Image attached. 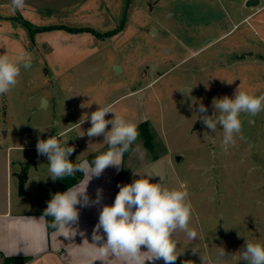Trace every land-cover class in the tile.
Instances as JSON below:
<instances>
[{
  "label": "rangeland",
  "instance_id": "rangeland-1",
  "mask_svg": "<svg viewBox=\"0 0 264 264\" xmlns=\"http://www.w3.org/2000/svg\"><path fill=\"white\" fill-rule=\"evenodd\" d=\"M246 2L25 0L13 11L0 0V55L32 57L15 88L0 95V202L35 201L39 180L50 194L38 139L67 138L74 163L106 151L103 136H87L90 121L77 124L110 104L148 126L123 155L122 185L139 178L134 172L154 176L150 166L164 159L165 187L187 186L197 237L174 235L175 264H208L219 253L206 247L224 249V264H244L245 239L264 244V111L241 114L245 139L226 154L223 130L212 133L197 110L203 103L211 115L213 98L237 89L264 94V0Z\"/></svg>",
  "mask_w": 264,
  "mask_h": 264
},
{
  "label": "clouds",
  "instance_id": "clouds-1",
  "mask_svg": "<svg viewBox=\"0 0 264 264\" xmlns=\"http://www.w3.org/2000/svg\"><path fill=\"white\" fill-rule=\"evenodd\" d=\"M24 6L25 0H10L13 11ZM31 66L30 53H21L15 58H10L7 54L0 55V95H6L15 88L21 68L28 70ZM212 107L214 111L208 115V109L200 103L197 110L198 119L212 133L218 126L223 130L221 147L227 154L229 147L236 146L237 138L245 139L241 114L255 117L264 111V94L256 96L237 89L234 97L213 98ZM108 114H112L111 119H106ZM86 121L91 123L86 132L87 136L89 138L103 136V143L107 146L106 151L96 155L91 161L84 159L72 162L69 157L74 153L75 147L68 146L67 138L53 135L46 140L38 139L37 153L47 157L48 177L53 181L73 176L76 172L85 173L91 179L93 176L99 177L110 166L121 167L124 153L132 149L139 136L138 126L115 113L110 104L105 106L99 104L98 109L91 112L90 116H82L77 125L80 127ZM133 174L139 178L132 183L119 186L114 203L103 206L92 239L101 244L99 252L103 255L110 252L113 255L124 256L135 264H145L146 260L159 259L165 264H175L181 253L177 252L174 235L183 232L190 240L197 237V233L189 227L192 205L187 186L180 184L177 188H168L162 181L153 183L152 175L141 177L137 172ZM100 198L101 190L98 189L97 199L91 203H99ZM89 203L87 185L83 188L75 185L64 192L53 194L42 217H52L51 227L63 232L71 224L77 223L79 219L77 205L87 206ZM101 229L106 240L100 235ZM142 246L148 251L142 252ZM145 253L149 255L145 257ZM239 253L244 264H264L262 243L245 239ZM225 255L223 249L217 258L208 264H222ZM202 262L206 264L204 260Z\"/></svg>",
  "mask_w": 264,
  "mask_h": 264
},
{
  "label": "crops",
  "instance_id": "crops-1",
  "mask_svg": "<svg viewBox=\"0 0 264 264\" xmlns=\"http://www.w3.org/2000/svg\"><path fill=\"white\" fill-rule=\"evenodd\" d=\"M84 159L86 158L79 161ZM122 166L123 162L119 168L110 166L99 177L93 176L91 179L83 173L82 178L75 185L81 188L87 185L90 203L87 206L77 205L79 209L77 223L71 224L63 232L56 229L48 232L46 218L42 217L41 201L52 192L51 189L49 195L42 193L41 185L44 181L38 182L35 201L10 198L5 204L0 202V254L29 257V260L23 264H135L124 256L113 255L110 252L106 255L101 254L99 252L101 244L92 239L103 206L114 203L119 186L122 185L120 180ZM52 182V179L47 181L49 188ZM98 189L101 190L100 201L91 203L96 201ZM26 192L25 188V195ZM100 235L106 240L102 229ZM205 249L208 253L221 252V250L217 251L218 247ZM141 251L146 252L148 249L142 246ZM147 255L149 254H144L145 257ZM215 259L214 256L209 257V261ZM145 264H165V262L162 259L146 260Z\"/></svg>",
  "mask_w": 264,
  "mask_h": 264
},
{
  "label": "trees",
  "instance_id": "trees-1",
  "mask_svg": "<svg viewBox=\"0 0 264 264\" xmlns=\"http://www.w3.org/2000/svg\"><path fill=\"white\" fill-rule=\"evenodd\" d=\"M137 126H138L139 133L142 131L148 132V126L146 123L137 125ZM87 159L91 161L93 158L89 155ZM82 176H83L82 172H76L73 176L65 177L64 179H58V180L53 181L51 183V186H52L51 194L49 196H45L41 201L42 213L46 209L47 203L52 198L53 194L57 192L66 191L69 187L75 185L82 178ZM27 178H28L27 173H25L23 177L19 180V192L21 194H24V186L27 181ZM45 218H46L48 232L55 230L54 228L51 227L53 218L50 216L45 217ZM28 260H29V257L4 256L0 254V261L2 264H23Z\"/></svg>",
  "mask_w": 264,
  "mask_h": 264
},
{
  "label": "water",
  "instance_id": "water-1",
  "mask_svg": "<svg viewBox=\"0 0 264 264\" xmlns=\"http://www.w3.org/2000/svg\"><path fill=\"white\" fill-rule=\"evenodd\" d=\"M259 0H247L246 5L248 6H255L256 4H258ZM186 89L187 88H183L182 90V95L183 97L186 94ZM45 105V101H43V106ZM198 125V122L196 123V126ZM178 159H180L178 157ZM32 161V160H30ZM150 170L151 172L154 174L156 181L157 182H163L165 175H166V161L164 159H160L156 162H154L151 166H150Z\"/></svg>",
  "mask_w": 264,
  "mask_h": 264
}]
</instances>
